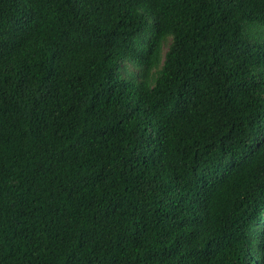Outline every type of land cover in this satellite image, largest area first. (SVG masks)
Returning <instances> with one entry per match:
<instances>
[{"label":"trees","instance_id":"obj_1","mask_svg":"<svg viewBox=\"0 0 264 264\" xmlns=\"http://www.w3.org/2000/svg\"><path fill=\"white\" fill-rule=\"evenodd\" d=\"M0 264H264V0H0Z\"/></svg>","mask_w":264,"mask_h":264},{"label":"rangeland","instance_id":"obj_2","mask_svg":"<svg viewBox=\"0 0 264 264\" xmlns=\"http://www.w3.org/2000/svg\"><path fill=\"white\" fill-rule=\"evenodd\" d=\"M131 69V68H130ZM132 70V69H131Z\"/></svg>","mask_w":264,"mask_h":264}]
</instances>
